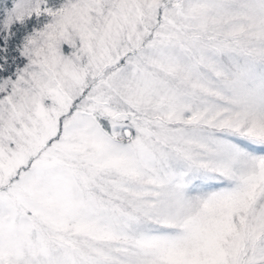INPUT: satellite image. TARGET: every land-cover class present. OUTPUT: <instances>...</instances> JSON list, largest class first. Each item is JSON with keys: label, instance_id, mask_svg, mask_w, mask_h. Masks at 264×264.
Segmentation results:
<instances>
[{"label": "snow or ice", "instance_id": "1", "mask_svg": "<svg viewBox=\"0 0 264 264\" xmlns=\"http://www.w3.org/2000/svg\"><path fill=\"white\" fill-rule=\"evenodd\" d=\"M0 264H264V0H0Z\"/></svg>", "mask_w": 264, "mask_h": 264}]
</instances>
